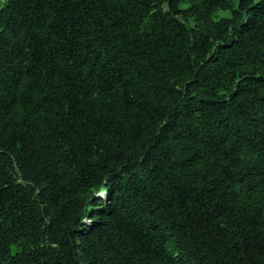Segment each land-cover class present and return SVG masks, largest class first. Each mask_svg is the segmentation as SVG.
<instances>
[{
  "label": "trees",
  "instance_id": "1",
  "mask_svg": "<svg viewBox=\"0 0 264 264\" xmlns=\"http://www.w3.org/2000/svg\"><path fill=\"white\" fill-rule=\"evenodd\" d=\"M0 264H264V0H0Z\"/></svg>",
  "mask_w": 264,
  "mask_h": 264
}]
</instances>
